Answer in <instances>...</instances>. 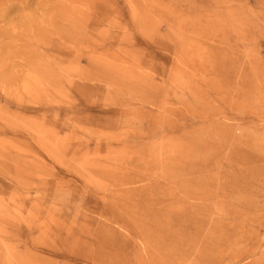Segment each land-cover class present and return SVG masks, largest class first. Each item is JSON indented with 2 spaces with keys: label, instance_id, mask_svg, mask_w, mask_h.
<instances>
[{
  "label": "rangeland",
  "instance_id": "rangeland-1",
  "mask_svg": "<svg viewBox=\"0 0 264 264\" xmlns=\"http://www.w3.org/2000/svg\"><path fill=\"white\" fill-rule=\"evenodd\" d=\"M0 264H264V0H0Z\"/></svg>",
  "mask_w": 264,
  "mask_h": 264
}]
</instances>
